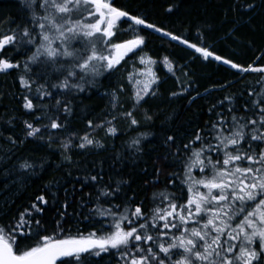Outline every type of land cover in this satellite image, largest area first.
<instances>
[{"label":"snow or ice","instance_id":"obj_1","mask_svg":"<svg viewBox=\"0 0 264 264\" xmlns=\"http://www.w3.org/2000/svg\"><path fill=\"white\" fill-rule=\"evenodd\" d=\"M22 3L30 13L27 21L14 28L9 22L8 31L0 33V73L16 71L19 85L27 92L22 97L23 108L40 112L35 116L36 122H42L40 127L25 121L28 137L38 136L42 130L63 129L62 121L72 114L75 94L98 88L101 77L119 72L134 56L137 59L133 70L126 69L123 76L127 87L122 82L105 93L112 106L105 116L111 118L99 124L88 120L90 129L99 128L106 135L115 136L117 119L138 126L135 109L158 95L160 68L181 89L171 91L170 98L185 97L192 87L191 81L185 86L178 73L185 78L190 76L184 69L196 60L216 61L236 73L259 74L255 83L260 87L249 85L236 98L239 106L233 96L218 101L223 109L219 112L215 111L217 104H213L210 112L215 119L206 121L178 148L176 135L166 136L165 145L176 148L172 155L179 169L169 174V180L174 185L180 178L179 193H154L152 208L145 209L143 203L131 208L134 197L125 195L121 199L120 184L127 181H120L115 187L105 184L95 197L98 206L83 216L94 230L87 235L78 231L74 236H65L64 225L59 221L52 234L48 233L38 218L48 200L39 195L8 225H0V264H65L62 258H70V264H94L93 258L103 259L104 255L114 258L116 264H264V65L259 64L264 54L242 65L205 44L203 26L197 28L196 42H192L188 36L149 22L146 16L114 6V0ZM258 8L264 9V0H233L226 12H235L242 19ZM172 10L171 6L166 9ZM239 22L234 18V26ZM124 23L128 26L123 34L132 35L118 39ZM143 29L166 38L169 45L175 42L192 50L194 59L189 61L178 55L173 58L167 52L157 58L138 55L146 45ZM126 91L130 110H125L120 100ZM188 96L195 102L199 92ZM226 102L229 106L224 109ZM143 119L153 120L150 110L145 109ZM8 141L16 143L12 137ZM55 142L50 136L49 143ZM97 145L103 147L86 133L79 137L78 144L74 145L70 137L60 147L68 153L73 146L87 149ZM140 145L141 138L137 137L130 147L141 151ZM65 159L70 161V156L65 155ZM18 167L29 170L34 165L23 160ZM102 179L99 174L85 173L84 182L98 184ZM105 203L108 207H104ZM61 207L63 219L68 205ZM100 218L110 219L106 223Z\"/></svg>","mask_w":264,"mask_h":264},{"label":"trees","instance_id":"obj_2","mask_svg":"<svg viewBox=\"0 0 264 264\" xmlns=\"http://www.w3.org/2000/svg\"><path fill=\"white\" fill-rule=\"evenodd\" d=\"M232 2L233 0H114V6L146 16L149 22L173 33L188 36L192 42H196L197 28L203 26L206 33L205 44L221 56L246 66L264 54V9L258 8L241 19L235 12H226ZM169 6L172 7V12L166 11ZM29 14L22 0H0V33L8 31L9 22L13 28L26 22ZM234 18L240 21L235 26ZM141 34L147 37L141 52L153 58L161 57L167 52L173 58L178 55L189 61L194 59L192 50L183 45L175 42L169 45L166 38L149 29H143ZM127 36L118 35L117 38ZM8 54L11 55V52ZM259 64L264 65V59ZM122 68L110 76L101 77L98 88L75 94L72 98V114L62 121L65 124L63 129L42 130L35 137L26 135L24 125L28 121L40 127L42 122L35 121V116L40 115V112H29L23 108L22 97L27 92L19 85L16 71L0 73V225H8L14 216H18L37 196L43 194L48 204L42 205L44 213L38 218L42 219L49 234H52V229L59 221L64 225L65 236H74L78 231L87 235L94 228L83 216L98 206L95 197L99 188L109 183L115 187L120 181H127L126 184H120L123 190L121 199L125 195L134 197L131 208L139 203H143L145 209L152 208L154 193H179L181 188L179 177L174 185L169 180V174L177 171L179 165L173 162L172 153L176 148L165 145L166 136L175 134L178 148L181 141L187 142L194 131L205 126L206 121L215 119L210 112L213 104H217L215 111L219 112L223 109L218 101L225 96H233V102L239 106L240 102L236 98L249 85L257 89L260 87L255 83L259 74L236 73V70L214 61L196 60L184 69L191 73L190 76L185 78L182 73H178L185 86L189 81L192 83V87L185 93L188 98L169 97L171 91L181 89L174 83L173 77L165 76L164 73L162 75L166 78L157 88L158 95L154 99L149 98L143 107L135 109L139 125L131 126L129 121L117 119V134L106 135L99 128L90 129L88 120L99 124L103 119L111 118L105 116L106 112L112 111L109 96L105 93H110L113 88L124 83L125 70ZM197 92L199 96L193 102L188 94L196 96ZM126 93L129 94L127 91ZM125 97L126 94L121 95L120 100L124 103L125 110H130L132 105L125 102ZM228 106L226 102L224 109ZM145 109L153 114L152 121L143 119ZM86 133L103 147L97 145L80 149L73 146L70 152H63L61 142L71 137L73 144H78L79 137ZM50 136L55 143H49ZM8 137H12L16 143H10ZM137 137L141 138V151L130 147L132 139ZM65 155L70 156V161L65 159ZM23 160L33 163L34 167L29 170L20 169L18 165ZM85 173L99 174L103 179L98 184L90 181L85 184ZM124 202L128 201L125 199ZM65 203L68 205L67 216L61 219L60 213L64 211L61 205ZM104 207H108V204L105 203ZM100 219L107 223L110 218ZM63 261L70 264V258H64ZM93 261L94 264H116L115 259L108 255H104L103 259L93 258Z\"/></svg>","mask_w":264,"mask_h":264},{"label":"rangeland","instance_id":"obj_3","mask_svg":"<svg viewBox=\"0 0 264 264\" xmlns=\"http://www.w3.org/2000/svg\"><path fill=\"white\" fill-rule=\"evenodd\" d=\"M124 25H122V27H121V29L119 30V32H120V37L121 36H123L124 34H123V32H124V29H126L127 28V24L125 25V27H123ZM127 35H132V33L131 32H129ZM138 55H148V54H145V53H143V52H138ZM136 59H137V57H132L130 60H128L127 61V63L124 65V67L122 68V70H128V71H132L133 70V64H134V62L136 61ZM216 64H222V63H219V62H216V61H214ZM226 66V65H225ZM124 73H125V71H124ZM165 72H164V70L162 69V68H160V72H159V75H160V78H161V82L162 81H164L165 80V78L166 77H164L162 74H164ZM123 76H124V74H123ZM166 76V75H165ZM124 84H125V86L127 87V82L124 80ZM155 87V86H154ZM103 94V93H102ZM123 94H126V103L127 104H131V102L129 101V94L128 93H126V92H124V93H122L121 95L123 96Z\"/></svg>","mask_w":264,"mask_h":264},{"label":"water","instance_id":"obj_4","mask_svg":"<svg viewBox=\"0 0 264 264\" xmlns=\"http://www.w3.org/2000/svg\"><path fill=\"white\" fill-rule=\"evenodd\" d=\"M63 259V258H62Z\"/></svg>","mask_w":264,"mask_h":264}]
</instances>
